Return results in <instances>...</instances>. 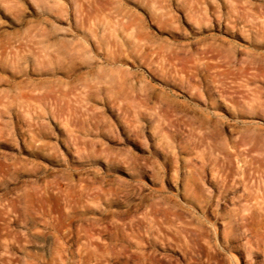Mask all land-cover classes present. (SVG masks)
I'll use <instances>...</instances> for the list:
<instances>
[{
	"label": "rangeland",
	"instance_id": "1",
	"mask_svg": "<svg viewBox=\"0 0 264 264\" xmlns=\"http://www.w3.org/2000/svg\"><path fill=\"white\" fill-rule=\"evenodd\" d=\"M0 264H264V0H0Z\"/></svg>",
	"mask_w": 264,
	"mask_h": 264
}]
</instances>
